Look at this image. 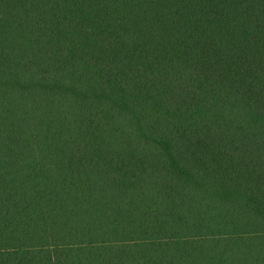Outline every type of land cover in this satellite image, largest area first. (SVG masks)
I'll use <instances>...</instances> for the list:
<instances>
[{
    "label": "trees",
    "instance_id": "16d2710c",
    "mask_svg": "<svg viewBox=\"0 0 264 264\" xmlns=\"http://www.w3.org/2000/svg\"><path fill=\"white\" fill-rule=\"evenodd\" d=\"M0 264H264V0H0Z\"/></svg>",
    "mask_w": 264,
    "mask_h": 264
}]
</instances>
